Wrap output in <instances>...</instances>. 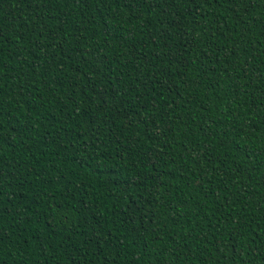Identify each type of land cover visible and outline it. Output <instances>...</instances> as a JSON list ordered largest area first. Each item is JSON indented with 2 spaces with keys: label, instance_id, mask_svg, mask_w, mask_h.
Wrapping results in <instances>:
<instances>
[{
  "label": "trees",
  "instance_id": "16d2710c",
  "mask_svg": "<svg viewBox=\"0 0 264 264\" xmlns=\"http://www.w3.org/2000/svg\"><path fill=\"white\" fill-rule=\"evenodd\" d=\"M0 264H264V0H0Z\"/></svg>",
  "mask_w": 264,
  "mask_h": 264
}]
</instances>
